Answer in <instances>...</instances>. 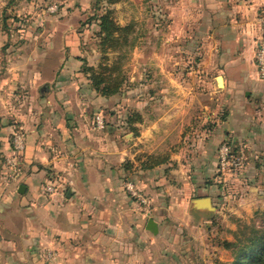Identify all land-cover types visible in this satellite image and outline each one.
Wrapping results in <instances>:
<instances>
[{
  "label": "crops",
  "instance_id": "1",
  "mask_svg": "<svg viewBox=\"0 0 264 264\" xmlns=\"http://www.w3.org/2000/svg\"><path fill=\"white\" fill-rule=\"evenodd\" d=\"M152 4L158 6L156 15L168 20V57L159 49L156 64L158 90L168 93L169 106L167 118L160 114L158 123L144 127L140 154L173 153L154 169L140 162V209L123 188L121 166L132 161V155L126 158V144L82 123L91 108L80 105L82 98L107 99L79 92L81 63H50L48 46L38 48L46 54L43 62L23 55L33 46H0V264H162L161 240L169 225L147 218V212L162 206L159 179L174 178L177 165L184 166L180 175L189 196H197L199 181H221L216 196L223 207L216 208L202 189L191 201L197 214L226 211L227 179L247 180L264 197V80L256 63L264 0ZM30 6L28 0H0V19L7 24L30 19L14 33L32 35L45 15ZM19 134L25 137V151L18 157ZM226 143H238L236 149L248 153L247 168L221 169L219 151ZM14 159L24 170L17 183L10 182ZM50 182L56 185L52 194L46 192ZM205 198L214 211L196 208L195 202ZM150 220L158 224L157 234L148 230ZM175 260L168 257L165 264Z\"/></svg>",
  "mask_w": 264,
  "mask_h": 264
},
{
  "label": "rangeland",
  "instance_id": "2",
  "mask_svg": "<svg viewBox=\"0 0 264 264\" xmlns=\"http://www.w3.org/2000/svg\"><path fill=\"white\" fill-rule=\"evenodd\" d=\"M28 1L33 10L44 11L43 20L38 24L35 22L32 35L23 37L14 33V28L28 25L30 19H25L28 20L26 22L9 21L11 27H8L1 17L0 46H33L35 49L23 55L38 58L40 62H43L40 57H45L46 54L38 52V48L48 46V50L51 51L47 54L50 63L62 62L64 59L80 62L79 92L96 93L89 81L90 74L85 69L98 68L105 57L109 59L108 65L117 68L116 74H121L126 79L123 91L119 95L106 101L82 98L80 105H91L86 112L87 116L83 117V125L102 131L101 135L107 139L112 137L116 142L126 144V158L132 155V161L127 160L121 166L126 176L123 188L137 209H140V162H146L149 157L140 154V137L144 127L158 123L161 117L167 118L168 114L169 103L166 98L168 93L162 94L158 90L160 73L156 64L159 60V49L163 48V58L168 57V20L160 19L156 15L158 6H154L152 0H119L115 4H110L107 0ZM108 10L113 11L117 24L128 28L129 31L126 33L128 40L120 49L104 54L99 37V24L94 19ZM38 30H43L42 34H39ZM163 88L168 89L167 86ZM160 114L163 116L160 117ZM137 115L141 116L142 122L130 124L129 121L135 119ZM229 144L236 153L234 157L241 160L243 169L247 168L248 153L246 151L242 153L241 147L237 150L238 143ZM166 152L160 153L158 157L167 158L170 151ZM128 164L130 167L126 168ZM183 167L177 165V175L174 178L169 174L168 177L164 176L167 180L164 177L159 179L158 186L163 190L162 206L158 212H147V218L155 217L159 222L169 225L168 230H164V239L161 240L162 264H165L168 257L177 260L174 264H231L233 255L224 248V243L235 242L236 234L246 225L254 224L261 227L262 219L258 213L264 211L261 210L264 207V197L260 198L256 190L248 185L247 180L237 183L227 179L224 183L226 188L224 193L228 202L224 205L226 208L224 214L222 212L220 215H217V212L197 214L191 208V201L199 196V190L202 189L209 191L207 193L209 195L204 196L211 197L216 208L223 207L216 196L218 183L221 181L217 182L216 178L199 181L197 182L199 187L194 192L197 196H189L190 189L188 185L184 186L182 183L184 179L181 177L184 175H180ZM167 186L172 189L170 195L166 192ZM185 191L188 192V196ZM232 214H235L233 220L230 218ZM216 216L222 220L219 219L217 224L214 221V225L213 223L209 225L207 221L215 220ZM218 225L220 226L216 228Z\"/></svg>",
  "mask_w": 264,
  "mask_h": 264
},
{
  "label": "trees",
  "instance_id": "3",
  "mask_svg": "<svg viewBox=\"0 0 264 264\" xmlns=\"http://www.w3.org/2000/svg\"><path fill=\"white\" fill-rule=\"evenodd\" d=\"M110 4H115L119 0H107ZM113 11L108 10L105 14L95 17L100 28L99 37L101 38V48L104 54L110 51L118 50L127 42L126 33L128 28H123L117 24L113 17ZM109 59L104 58V62L98 68H86L85 71L90 74L89 81L93 90L103 98L110 99L122 93L126 84V79L121 74H116L117 68L107 64ZM130 124L141 123V116L137 115L131 119ZM231 148V145L228 143ZM238 150V149H237ZM234 156V150H232ZM167 158L158 156H149L143 167L154 169L167 163ZM126 166V168H129ZM262 219L261 227L252 224L244 226L236 234L235 242H225L224 248L231 251L233 262L231 264H264V211L258 213Z\"/></svg>",
  "mask_w": 264,
  "mask_h": 264
},
{
  "label": "built area",
  "instance_id": "4",
  "mask_svg": "<svg viewBox=\"0 0 264 264\" xmlns=\"http://www.w3.org/2000/svg\"><path fill=\"white\" fill-rule=\"evenodd\" d=\"M260 23L262 27V38L259 41L258 49L256 53V63L259 71V75L262 80H264V12L260 17ZM14 149L16 155H22L25 151V137L23 134H19L15 137ZM220 166L223 171L229 169H241L243 164L240 159L232 155L231 148L228 144H224L219 153ZM9 167L11 168L10 182H18L24 174V170L19 159H14L9 162ZM46 192L49 194L56 192V185L50 182L46 186Z\"/></svg>",
  "mask_w": 264,
  "mask_h": 264
},
{
  "label": "water",
  "instance_id": "5",
  "mask_svg": "<svg viewBox=\"0 0 264 264\" xmlns=\"http://www.w3.org/2000/svg\"><path fill=\"white\" fill-rule=\"evenodd\" d=\"M24 191H25V187L22 186L20 193L23 194ZM195 206L197 209H200V210H209V211L215 210L212 206V200L210 198L200 199L196 201ZM148 230L153 232L154 234H157L159 231L158 224L154 220H150Z\"/></svg>",
  "mask_w": 264,
  "mask_h": 264
}]
</instances>
